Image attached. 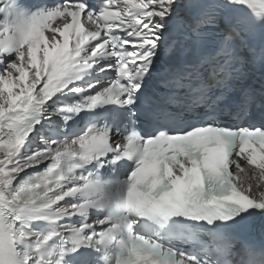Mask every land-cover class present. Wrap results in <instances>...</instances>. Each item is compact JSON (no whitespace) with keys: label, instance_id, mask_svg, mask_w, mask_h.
Wrapping results in <instances>:
<instances>
[{"label":"snow or ice","instance_id":"1","mask_svg":"<svg viewBox=\"0 0 264 264\" xmlns=\"http://www.w3.org/2000/svg\"><path fill=\"white\" fill-rule=\"evenodd\" d=\"M257 61L264 0H0V264H264Z\"/></svg>","mask_w":264,"mask_h":264}]
</instances>
